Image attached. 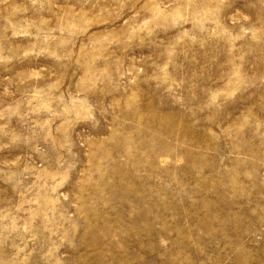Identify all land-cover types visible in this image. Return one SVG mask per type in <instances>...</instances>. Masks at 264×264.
Returning a JSON list of instances; mask_svg holds the SVG:
<instances>
[{"label": "rangeland", "instance_id": "rangeland-1", "mask_svg": "<svg viewBox=\"0 0 264 264\" xmlns=\"http://www.w3.org/2000/svg\"><path fill=\"white\" fill-rule=\"evenodd\" d=\"M0 264H264V0H0Z\"/></svg>", "mask_w": 264, "mask_h": 264}]
</instances>
